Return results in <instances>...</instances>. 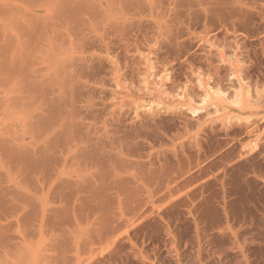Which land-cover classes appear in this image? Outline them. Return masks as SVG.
<instances>
[{
    "label": "rangeland",
    "instance_id": "obj_1",
    "mask_svg": "<svg viewBox=\"0 0 264 264\" xmlns=\"http://www.w3.org/2000/svg\"><path fill=\"white\" fill-rule=\"evenodd\" d=\"M0 264H264V0H0Z\"/></svg>",
    "mask_w": 264,
    "mask_h": 264
},
{
    "label": "bare ground",
    "instance_id": "obj_2",
    "mask_svg": "<svg viewBox=\"0 0 264 264\" xmlns=\"http://www.w3.org/2000/svg\"><path fill=\"white\" fill-rule=\"evenodd\" d=\"M19 1V0H18ZM9 5V4H8ZM10 6V5H9ZM11 6H15V5H12L11 4ZM5 9V8H4ZM7 9V8H6ZM5 9V10H6ZM11 10V9H10ZM22 17V16H21ZM24 18V17H23ZM216 94H218V92H216ZM206 97H208V95L206 96ZM206 97H205V99L203 100V102H205L206 101ZM189 110H190V112L192 113V115H194V116H196L197 114H198V112H199V110L197 109V108H189Z\"/></svg>",
    "mask_w": 264,
    "mask_h": 264
}]
</instances>
